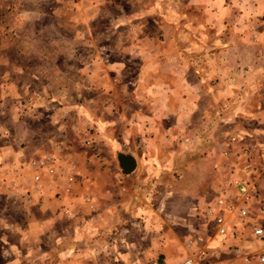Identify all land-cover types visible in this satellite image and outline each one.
<instances>
[{"label":"crops","instance_id":"1","mask_svg":"<svg viewBox=\"0 0 264 264\" xmlns=\"http://www.w3.org/2000/svg\"><path fill=\"white\" fill-rule=\"evenodd\" d=\"M69 6L82 53H38L6 75L0 264H246L235 251L260 246L252 226L229 213L222 235L213 219L239 181L264 198V0ZM27 70L34 85L12 81Z\"/></svg>","mask_w":264,"mask_h":264},{"label":"rangeland","instance_id":"2","mask_svg":"<svg viewBox=\"0 0 264 264\" xmlns=\"http://www.w3.org/2000/svg\"><path fill=\"white\" fill-rule=\"evenodd\" d=\"M74 0H0V104L5 101L3 97L4 86L6 75H9L10 70H13L12 64L15 66L17 63H29L30 57L38 53H52L56 54L57 59L60 61L66 57L69 50L76 47L78 50H84L83 46L80 43L73 40L75 26L72 23L71 17V8L69 2L72 3ZM99 27L107 26L106 19L96 20ZM66 45L63 47V45ZM74 45L73 47L68 48V46ZM11 60L14 62L12 63ZM17 62V63H15ZM30 64H27V67ZM43 65V64H41ZM72 68L75 70L78 69L76 64L71 63ZM30 70V69H29ZM29 70L26 71L25 76L27 78L20 77L17 73H13L12 81L14 83H20L26 80L31 82L34 85L35 80H30L28 78ZM14 71V70H13ZM53 80L55 84L66 83V79H50ZM58 82V83H56ZM34 96V95H33ZM6 99V102L11 103L13 98ZM23 97L18 96V99L21 100ZM9 113H6L5 110L0 112V121L1 123H9L10 118ZM206 165L209 161L205 162ZM178 175L177 173H175ZM169 179V175L165 176ZM142 178V175L141 177ZM165 178V179H166ZM164 179V178H163ZM149 180V178H148ZM183 185H187L183 180ZM172 201H175V205H178L183 198L181 194L179 198L174 196L171 198ZM261 209H264V198L262 192L260 193L255 201V215L262 218L264 223V213L261 212ZM206 222V221H205ZM143 225L142 222H135V230L137 227ZM209 225L203 222V232H209ZM179 234H185V228H178ZM250 237V238H249ZM247 239H253L252 236H249ZM248 244V243H247ZM253 244V243H252ZM251 246L248 247L255 252L261 249V246ZM3 258L0 256V262ZM255 262V261H254ZM251 264H261L259 262ZM160 258H157V263L163 264Z\"/></svg>","mask_w":264,"mask_h":264},{"label":"built area","instance_id":"3","mask_svg":"<svg viewBox=\"0 0 264 264\" xmlns=\"http://www.w3.org/2000/svg\"><path fill=\"white\" fill-rule=\"evenodd\" d=\"M4 133H8V130H4ZM33 165L39 167L49 166V158L36 159L32 161ZM53 171V169H50ZM36 179H39V175H35ZM260 191L258 186L250 179H245L237 182L236 191L234 193L223 192L219 194L217 200V207L219 213L214 217L215 225L218 232L222 235H226L229 231V217L226 214L237 213L244 225L252 226L253 238H256L260 242L261 249L253 254V251L237 249L235 255L240 257L246 264H251L255 258L259 263L264 264V223L262 218L255 215V201ZM211 212V211H210ZM264 213V209H261ZM206 251H202L200 254V260H206ZM194 257L187 258L182 264H196ZM220 264V263H219Z\"/></svg>","mask_w":264,"mask_h":264},{"label":"water","instance_id":"4","mask_svg":"<svg viewBox=\"0 0 264 264\" xmlns=\"http://www.w3.org/2000/svg\"><path fill=\"white\" fill-rule=\"evenodd\" d=\"M117 159L124 174L131 173L136 167L135 157L130 153L121 152Z\"/></svg>","mask_w":264,"mask_h":264}]
</instances>
